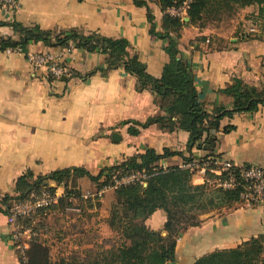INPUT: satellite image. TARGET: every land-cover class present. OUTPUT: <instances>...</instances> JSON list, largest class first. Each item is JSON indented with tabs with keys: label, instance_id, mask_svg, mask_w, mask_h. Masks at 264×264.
Listing matches in <instances>:
<instances>
[{
	"label": "crops",
	"instance_id": "obj_1",
	"mask_svg": "<svg viewBox=\"0 0 264 264\" xmlns=\"http://www.w3.org/2000/svg\"><path fill=\"white\" fill-rule=\"evenodd\" d=\"M188 6L163 8L159 0H18L17 5L2 1L0 35L18 37L12 24L17 20L53 31L79 28L125 36L130 50L137 52L146 70L157 77L170 59L167 46L175 39L192 66L200 98L209 110L216 105L232 107L234 95L225 89L236 79L264 87V10L260 5L239 7L237 18L228 26L216 18L204 19L203 25L193 22ZM165 12L183 19L179 31L172 30L170 37L150 30V13L156 30H166ZM44 52L58 57L64 70L59 77L29 60L30 54ZM105 65L102 52L81 47L63 52L62 47L43 40L0 49V264H26L20 245L29 247L32 237L24 232L21 240L15 238L16 224L22 223L4 209L5 198L12 203L27 188L26 181L39 175L74 166L98 174L104 166L152 147L174 151L160 159L164 167L184 166L187 159L212 154L236 164L264 166V104L254 111L223 115L220 126L211 128L210 141L203 138L201 146H189L190 131L185 128L167 130L157 122L140 123L165 114V107L175 98L172 91L160 97L150 88L139 89L136 74L123 67L103 71L100 66ZM228 125L231 127L226 130ZM212 176L211 171L195 169L192 181L203 183ZM68 181L69 187L74 183L82 194L99 187L88 174ZM46 184L64 196L63 181L47 178ZM115 189L108 187L100 200L72 197L67 207L56 206L45 216L36 215L33 229L45 243L52 241L43 232L47 224L37 223L49 216L69 225V244L76 254L111 246L119 239L108 220ZM166 220V211L158 208L146 223L167 234ZM257 236H264V202L234 199L201 213L199 223L179 232L175 260L193 264L206 252L235 247Z\"/></svg>",
	"mask_w": 264,
	"mask_h": 264
},
{
	"label": "trees",
	"instance_id": "obj_2",
	"mask_svg": "<svg viewBox=\"0 0 264 264\" xmlns=\"http://www.w3.org/2000/svg\"><path fill=\"white\" fill-rule=\"evenodd\" d=\"M163 8L183 4L185 0H159ZM257 3L264 10V0H189L188 13L193 22L200 25L223 8L236 9ZM153 14L150 13L152 26L150 30L160 37H170L171 31H179L183 19L178 15L165 12V31L155 28ZM13 26L18 37L0 35V49L25 46L30 41L43 40L56 46L85 48L88 51H99L104 54L103 71L123 67L126 71L136 74L138 88H150L160 97L169 91L175 94L174 101L165 107V114L151 116L142 124L157 122L161 128L173 130L176 127L190 131L189 146H201V140L210 141L211 128L220 126V119L225 114L235 111H254L264 104V87L258 88L243 83L240 79L225 90L234 95L231 108L216 105L209 110L200 98L194 80L191 64L181 55L177 41L172 40L167 46L170 59L165 64L163 73L157 77L146 70V64L137 52L130 50V41L125 36L112 37L93 30L85 32L79 28L53 31L42 28L38 24L26 25L17 20ZM231 125L225 126L228 130ZM136 132V128H132ZM174 151L168 147L163 149L148 148L145 152L131 155L118 164L106 165L98 174H93L86 168L74 166L56 169L45 175H39L34 180L26 181L27 188L15 197L24 199L32 189L47 188L55 190L54 186L46 184L47 178L66 184V192L61 196L57 206L65 208L70 205L71 198L83 197L82 192L72 183L81 174H88L98 181V186L114 184L116 177H121L131 171H145L144 182L134 179L116 186V199L112 204L109 223L117 231L119 239L108 247L95 248L87 251L85 256L76 254L64 257L59 262L49 256V246L39 234L33 235L26 250V264H167L176 259L177 236L179 232L192 224L200 222L199 215L211 208L229 204L239 199V189H225L209 185L207 182L194 183L192 175L195 169L180 165L161 166L159 161ZM206 158V157H203ZM189 161V159H187ZM247 165V164H245ZM238 170V169H236ZM28 174H31L29 172ZM22 175L19 179L24 180ZM9 204V197L5 198ZM57 204V203H56ZM53 204V205H56ZM53 205L40 208L36 213L20 217L18 220L24 226H34L35 216L47 212ZM163 208L167 213L163 234L161 229L150 227L146 219L156 209ZM6 211L7 209L4 208ZM45 253H44V252ZM193 264H264V236L253 237L235 247L217 248L200 255Z\"/></svg>",
	"mask_w": 264,
	"mask_h": 264
},
{
	"label": "built area",
	"instance_id": "obj_3",
	"mask_svg": "<svg viewBox=\"0 0 264 264\" xmlns=\"http://www.w3.org/2000/svg\"><path fill=\"white\" fill-rule=\"evenodd\" d=\"M17 5L18 0H0V2ZM187 6L189 0H185ZM74 49L73 45L62 47L63 52H69ZM29 60L36 66H44L48 73L59 77L63 73V66L58 61V57L53 52L30 54ZM183 167L198 169L200 171H211L214 176L206 178L204 182L210 185L223 187L225 189L238 188L239 199L248 203L264 202V166L258 164H236L233 160L224 158L220 155L212 154L206 158L192 159L186 161ZM238 169V170H236ZM147 176L145 171H131L127 174L116 177L114 184H108L98 187L95 190H86L83 192L85 198L100 200L105 190L110 186H117L121 183H127L134 179H141L142 182ZM60 194L56 190L47 188L32 189L24 199L14 200L12 203L5 204L7 212L14 218L28 216L36 213L42 207H48L59 202ZM27 232L29 236L38 234L31 226L16 224L14 236L21 240V236ZM22 259L27 261V244L21 243Z\"/></svg>",
	"mask_w": 264,
	"mask_h": 264
},
{
	"label": "rangeland",
	"instance_id": "obj_4",
	"mask_svg": "<svg viewBox=\"0 0 264 264\" xmlns=\"http://www.w3.org/2000/svg\"><path fill=\"white\" fill-rule=\"evenodd\" d=\"M238 10H239L238 8L232 9L229 8L228 6H223V8L219 11V13L216 14L217 17H210L209 19L211 20H213V18L219 19L222 25L228 26L229 24L233 23V19L237 18ZM56 206L57 205H53V207ZM50 209L53 208L51 207L47 209L48 210L47 212H49ZM42 214L43 216H45V212H43ZM46 217H47L46 219L43 218L40 221H37V223L41 224V226L42 225L45 226L47 224L48 228L47 230L43 229L44 230L43 232L46 231L47 234H49L50 238H53L52 241L49 242L47 241L48 243H46L49 246L50 258L55 262H59L64 257H71L73 255L75 256V253L69 244V236H70L69 225L61 220L55 221L51 219L49 216ZM86 253H87L86 251H83L81 253V256H85Z\"/></svg>",
	"mask_w": 264,
	"mask_h": 264
},
{
	"label": "water",
	"instance_id": "obj_5",
	"mask_svg": "<svg viewBox=\"0 0 264 264\" xmlns=\"http://www.w3.org/2000/svg\"><path fill=\"white\" fill-rule=\"evenodd\" d=\"M167 264H179L177 260H170Z\"/></svg>",
	"mask_w": 264,
	"mask_h": 264
}]
</instances>
